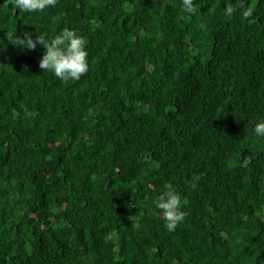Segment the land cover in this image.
Listing matches in <instances>:
<instances>
[{"label": "trees", "instance_id": "trees-1", "mask_svg": "<svg viewBox=\"0 0 264 264\" xmlns=\"http://www.w3.org/2000/svg\"><path fill=\"white\" fill-rule=\"evenodd\" d=\"M193 3L0 0V264H264V0ZM64 28L86 41L78 81L8 40Z\"/></svg>", "mask_w": 264, "mask_h": 264}, {"label": "clouds", "instance_id": "clouds-1", "mask_svg": "<svg viewBox=\"0 0 264 264\" xmlns=\"http://www.w3.org/2000/svg\"><path fill=\"white\" fill-rule=\"evenodd\" d=\"M58 0H12L14 8L21 12H43L49 6L55 7ZM184 10L190 14L196 13L193 0H182ZM237 9H242L241 15L244 19H250L254 15V7L237 4L228 5L225 14L231 18ZM214 6L209 9L213 11ZM9 42L25 50H35L37 45H42L45 52L40 60L39 67L44 72H53L57 78L64 82L78 81L89 71L88 52L86 51V41L77 35L74 30L64 28L60 34L56 35L51 41L39 33L35 39L33 34L26 32L23 38L16 35L8 36ZM255 133L264 136V120L255 125ZM194 181L199 180L198 176L193 177ZM166 190L161 193L155 201V205L163 213L165 227L169 232L175 231L178 225L185 220L187 213L181 210V196L172 188L166 185ZM195 188L196 183H191ZM187 203V201H183Z\"/></svg>", "mask_w": 264, "mask_h": 264}]
</instances>
